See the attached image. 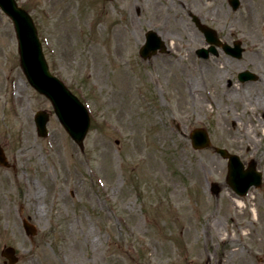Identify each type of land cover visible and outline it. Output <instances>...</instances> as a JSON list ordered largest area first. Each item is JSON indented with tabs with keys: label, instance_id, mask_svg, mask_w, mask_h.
Listing matches in <instances>:
<instances>
[{
	"label": "rangeland",
	"instance_id": "374dc122",
	"mask_svg": "<svg viewBox=\"0 0 264 264\" xmlns=\"http://www.w3.org/2000/svg\"><path fill=\"white\" fill-rule=\"evenodd\" d=\"M16 1L33 17L50 69L86 102L91 123L81 149L26 80L12 21L0 10V145L10 164L0 165V252L13 246L16 264H220L227 235L241 250L231 264H264V122L257 124L264 80L227 87L226 67L195 55L204 39L188 14L224 40L257 49L264 64V0H240L236 10L228 0ZM147 30L168 53L139 56ZM202 74L215 92L191 96L184 82L198 84ZM40 109L50 112L46 137L34 124ZM198 126L212 144L246 164L254 159L261 186L235 194L225 161L192 148L188 133ZM212 181L222 186L218 196ZM28 182L39 190L42 217L26 199ZM230 205L239 211L236 225L225 215H234Z\"/></svg>",
	"mask_w": 264,
	"mask_h": 264
},
{
	"label": "water",
	"instance_id": "95a60500",
	"mask_svg": "<svg viewBox=\"0 0 264 264\" xmlns=\"http://www.w3.org/2000/svg\"><path fill=\"white\" fill-rule=\"evenodd\" d=\"M0 5L14 20L22 66L30 82L51 99L56 113L68 132L78 143H81L89 124L87 113L79 101L64 87V85L48 73L40 50L36 29L27 12L18 7L14 0H0ZM201 29L204 31L208 30L202 27ZM147 38L148 44L141 49V53L145 57L150 55L151 49L154 51L156 46L159 45V43L157 44L159 39L154 33H148ZM155 40L157 42H155ZM44 122L45 119L42 120V124H44ZM43 129L44 127L41 128V130ZM191 139L192 145L195 148H201L209 144L207 134L202 129L194 130L191 134ZM217 151L222 155L226 154L224 150L218 149ZM230 158L232 159L229 165L228 182L237 192L245 193L249 185H258L260 183V174L256 172L254 163H251L249 168L243 172L242 165H240L238 158L236 156H230ZM0 162H4L1 149ZM213 188L214 192L217 193L219 187L214 184ZM27 230L30 232V228H27ZM2 254L10 259L11 264L17 260L12 247L5 248Z\"/></svg>",
	"mask_w": 264,
	"mask_h": 264
},
{
	"label": "bare ground",
	"instance_id": "6f19581e",
	"mask_svg": "<svg viewBox=\"0 0 264 264\" xmlns=\"http://www.w3.org/2000/svg\"><path fill=\"white\" fill-rule=\"evenodd\" d=\"M210 2H211V0H207V4H209ZM116 32H118V31L116 30ZM116 34H118V33H116ZM118 40L121 41V43L123 44V38L118 36ZM0 77H1V75H0ZM197 81H198V84H200V86H198L197 82L195 83V85H192L191 81L184 82L185 84L182 83L185 85L186 91L189 92V94L191 96H196L199 91H203L205 89L204 85H202L199 82V79ZM23 85H24L23 80H20L18 85L16 86V99L17 100L20 97V93L22 91V88L24 87ZM26 124L29 125L28 122H26ZM27 125H24L25 129H21V131H22V133H24V143L26 145L30 146L29 149L33 150L34 144L31 141L29 142V138H28L29 136H31V131L29 130ZM55 151H56V153L59 151V158L65 155L64 149L60 148L57 144H56ZM26 192H27L26 199L28 200L29 204L33 206L34 214L35 215L40 214V217H42L41 204L39 203L40 202V196H39L38 188L34 184L32 185L31 183L28 182V185L26 187ZM237 203L240 204L239 201H237ZM230 206L233 210H235L234 215H228V212H225V215H227V218H229V220L236 225L235 220H236V217L239 215V211L237 210V208L234 205H230ZM27 207H29V205H27ZM261 228H263V227H261ZM191 229H193V232L196 233V230L194 228H191ZM221 240H222V242H228L229 248L223 252V258L221 259L220 264H231L232 260L236 259V257L240 255V253H241L240 247L234 239H231L227 235L225 237H222Z\"/></svg>",
	"mask_w": 264,
	"mask_h": 264
},
{
	"label": "flooded vegetation",
	"instance_id": "af4514ba",
	"mask_svg": "<svg viewBox=\"0 0 264 264\" xmlns=\"http://www.w3.org/2000/svg\"><path fill=\"white\" fill-rule=\"evenodd\" d=\"M216 51L217 53L215 55L210 54L207 58H204L203 60L209 61L213 59V61L218 62L222 67H226L227 74H230L231 76L226 80L228 86L232 84H236L239 86H248L254 82H258V81L261 82L264 80V73H263L264 64L261 62L262 55L260 54L259 51L244 50L242 56L238 59L228 55L226 51L224 50V48H217ZM234 66H240L241 68H234ZM242 70H250L256 73L258 77H255V80H248L245 82H240L238 80V73ZM250 119L251 121L248 123L251 127H253L254 126L253 118H250ZM257 119H258L257 124H259L260 121L261 123L264 122V110L261 112L259 116H257ZM233 125H236V122H233Z\"/></svg>",
	"mask_w": 264,
	"mask_h": 264
}]
</instances>
